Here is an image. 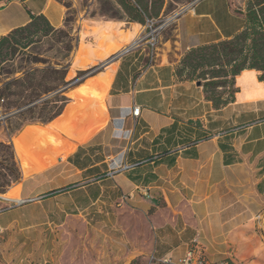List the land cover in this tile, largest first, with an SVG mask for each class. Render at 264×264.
Returning <instances> with one entry per match:
<instances>
[{
    "label": "crops",
    "instance_id": "obj_1",
    "mask_svg": "<svg viewBox=\"0 0 264 264\" xmlns=\"http://www.w3.org/2000/svg\"><path fill=\"white\" fill-rule=\"evenodd\" d=\"M246 2L198 0L176 20L173 39L160 40L153 62L148 46L109 62L106 69H115L106 112L88 125L99 126L96 132L36 173L40 192L33 195L27 181L10 188L18 189L19 204L35 199L23 207L42 210L25 230L44 224L58 229L80 218L99 245L101 264L178 262L196 241L214 263L264 264L260 72L237 76L235 102L221 110L206 99L202 85L177 76L186 52L231 39L243 28ZM15 4L25 9L20 20L7 14ZM53 7L60 12L56 22ZM41 14L55 28L64 27L65 8L57 0L14 1L0 7V36ZM13 223L3 222L0 233Z\"/></svg>",
    "mask_w": 264,
    "mask_h": 264
},
{
    "label": "rangeland",
    "instance_id": "obj_2",
    "mask_svg": "<svg viewBox=\"0 0 264 264\" xmlns=\"http://www.w3.org/2000/svg\"><path fill=\"white\" fill-rule=\"evenodd\" d=\"M57 1L65 8L63 28L70 29L79 39L71 59L70 78H73L79 70L93 66L103 64L105 70L120 53L147 46L153 36L159 48L161 39H173L176 20L198 0H149L153 7L163 3V8L159 18L147 19L145 25L110 18L118 8L114 0L110 1L112 11L108 10L109 6L104 7V0ZM6 5L7 2H0V7ZM7 14L20 20L25 9L15 4ZM50 15L56 22L60 12L53 7ZM53 54L55 57L56 50ZM53 54L49 53L50 56ZM114 69L108 67L105 73L88 78V83L72 90L68 96L73 100V107L55 120L53 130L42 125H30L18 137L12 138L22 172L18 183L29 182L33 195L44 189L40 183H35L36 173L57 165L78 143L87 141L99 128L88 125L93 119H101L105 115V98ZM68 138H73L74 142L68 144ZM0 139L9 140L3 131H0ZM9 191L5 195L0 194V226L3 222L14 223L12 229L0 233V264H19L21 261L24 264H101L99 245L91 241L82 219L74 217L58 229L44 224L25 230V225L39 218L42 210L34 204L23 207L27 203H18V189ZM12 210L15 211L2 217Z\"/></svg>",
    "mask_w": 264,
    "mask_h": 264
},
{
    "label": "trees",
    "instance_id": "obj_3",
    "mask_svg": "<svg viewBox=\"0 0 264 264\" xmlns=\"http://www.w3.org/2000/svg\"><path fill=\"white\" fill-rule=\"evenodd\" d=\"M14 1L22 0H0ZM110 1L104 0L103 5L112 11ZM114 1L119 9L110 18L142 25L147 19L159 18L163 8V3L153 7L149 0ZM78 44L70 29L55 28L42 14L31 15L27 24L0 36V131L9 138L0 139V194H7L22 179L12 138L30 125L53 130L55 120L73 107L68 94L104 71L101 64L70 78ZM245 70L260 72L259 80L264 83V0L247 1L244 26L231 39L186 52L177 76L182 81L201 82L206 99L221 110L235 102L236 78ZM131 264L142 263L135 260Z\"/></svg>",
    "mask_w": 264,
    "mask_h": 264
},
{
    "label": "built area",
    "instance_id": "obj_4",
    "mask_svg": "<svg viewBox=\"0 0 264 264\" xmlns=\"http://www.w3.org/2000/svg\"><path fill=\"white\" fill-rule=\"evenodd\" d=\"M148 53H149V58L153 62L156 58L157 52H158V41L157 39L153 36L150 38L148 41ZM140 108L136 107L133 109L132 114L134 116H139L140 115ZM126 199V198H124ZM149 264H230L227 260L221 261L214 263L212 262L206 252V248L200 244L198 241L194 243V246L192 249L188 251V253L185 255L184 258L179 260L178 262H174L171 259H152Z\"/></svg>",
    "mask_w": 264,
    "mask_h": 264
},
{
    "label": "water",
    "instance_id": "obj_5",
    "mask_svg": "<svg viewBox=\"0 0 264 264\" xmlns=\"http://www.w3.org/2000/svg\"><path fill=\"white\" fill-rule=\"evenodd\" d=\"M127 51H129V50H125L124 52L120 53L118 56H120V55L126 53ZM198 85L200 86V85H201V82H198ZM19 135H20V134H19ZM19 135H17L16 137H18ZM12 143H13V142H12ZM1 198L5 199V200H8V201H11V200H9V199H7V198H4V197H1ZM32 201H35V199L26 200V201H24V203H26V202H32Z\"/></svg>",
    "mask_w": 264,
    "mask_h": 264
},
{
    "label": "bare ground",
    "instance_id": "obj_6",
    "mask_svg": "<svg viewBox=\"0 0 264 264\" xmlns=\"http://www.w3.org/2000/svg\"><path fill=\"white\" fill-rule=\"evenodd\" d=\"M137 44H138V41H137Z\"/></svg>",
    "mask_w": 264,
    "mask_h": 264
}]
</instances>
